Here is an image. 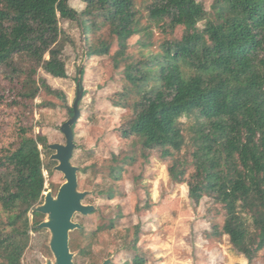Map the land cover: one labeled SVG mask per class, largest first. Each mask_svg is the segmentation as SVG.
Returning a JSON list of instances; mask_svg holds the SVG:
<instances>
[{"label": "trees", "instance_id": "1", "mask_svg": "<svg viewBox=\"0 0 264 264\" xmlns=\"http://www.w3.org/2000/svg\"><path fill=\"white\" fill-rule=\"evenodd\" d=\"M68 1L0 0V65L22 53L47 74L66 78L58 20L79 19ZM82 1L84 11H96L103 23L109 22L117 55L124 56L125 41L137 32L133 0ZM147 11L158 26L171 33L183 27V33L164 41L142 69L125 67L140 98L122 137L135 135L143 149L160 148L162 157L173 156L184 145L179 119L194 116L193 172L185 180V164L176 160L169 176L187 184L194 202L211 196L222 206V234L251 262L264 247V0H213L210 10L196 0H153ZM83 28L88 32L87 23ZM107 53L102 45L87 55ZM37 90L22 95L33 98ZM20 130L17 146L0 154V204L11 226L0 237L4 264H22L29 229L36 230L42 217L33 208L45 191L38 145L46 149V138ZM111 173L115 180L120 176L115 168ZM141 262L137 258L135 263Z\"/></svg>", "mask_w": 264, "mask_h": 264}, {"label": "rangeland", "instance_id": "2", "mask_svg": "<svg viewBox=\"0 0 264 264\" xmlns=\"http://www.w3.org/2000/svg\"><path fill=\"white\" fill-rule=\"evenodd\" d=\"M152 1L133 0L137 32L125 41L124 56L117 55L119 44L109 22L103 23L96 11H84V1L69 0L79 19L58 20L66 78L47 74L22 53L0 65V154L3 148L17 146L21 128L34 138L44 136L46 144L64 143L59 128L70 117L78 71L83 66L84 93L74 125L76 147L71 161L79 168L78 189L88 191L82 202L94 205L95 210L73 215L72 220L82 226L69 233L73 264H100L109 257L110 264H136L137 258L141 264H264V247L251 262L232 248L228 236L221 232L224 210L213 197L203 196L196 203L188 196L187 184L169 176L168 168L176 160L185 164V180L193 172L194 116L179 119L184 145L173 156L162 157L160 148L143 149L135 135L122 137V129L134 116L133 104L140 98V89L128 81L125 67L130 64L142 69L164 41L179 39L183 33V27L171 33L148 17ZM196 1L206 10L213 2ZM81 19L89 26L88 32ZM102 45L108 47L107 54L88 57L90 49ZM35 88V97L24 98L23 93ZM38 148L45 191L55 195L64 182L63 175L53 170L57 164L50 160L53 151L42 145ZM112 168L120 170L117 180ZM31 213L27 214L30 225ZM8 217L0 204V237L11 231ZM45 218L42 214L38 220ZM28 234L21 263L54 261L49 231L36 228ZM4 262L0 252V264Z\"/></svg>", "mask_w": 264, "mask_h": 264}, {"label": "water", "instance_id": "3", "mask_svg": "<svg viewBox=\"0 0 264 264\" xmlns=\"http://www.w3.org/2000/svg\"><path fill=\"white\" fill-rule=\"evenodd\" d=\"M82 70L80 67L77 77V92L70 117L60 125V132L64 136V143H49L47 148L52 150L50 160L57 161L53 170L62 173L64 182L55 195L50 190L43 192V200L33 208V212L45 215V219L36 225L37 229H47L50 233L49 248L54 261L47 260L45 264H73V253L69 247V233L80 229L81 224L72 220L75 213L88 215L95 210L92 204H84L83 198L88 194L86 190L78 189V170L71 159L76 147L74 141V125L80 116L79 102L83 97ZM111 258L104 259L100 264H110Z\"/></svg>", "mask_w": 264, "mask_h": 264}]
</instances>
